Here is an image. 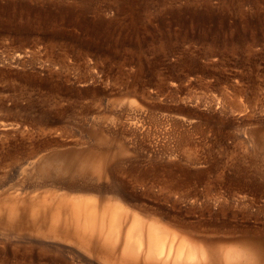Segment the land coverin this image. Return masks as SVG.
<instances>
[{
  "label": "rangeland",
  "instance_id": "374dc122",
  "mask_svg": "<svg viewBox=\"0 0 264 264\" xmlns=\"http://www.w3.org/2000/svg\"><path fill=\"white\" fill-rule=\"evenodd\" d=\"M13 196L264 264V0H0V264H120L121 245L7 227Z\"/></svg>",
  "mask_w": 264,
  "mask_h": 264
},
{
  "label": "bare ground",
  "instance_id": "6f19581e",
  "mask_svg": "<svg viewBox=\"0 0 264 264\" xmlns=\"http://www.w3.org/2000/svg\"><path fill=\"white\" fill-rule=\"evenodd\" d=\"M13 6H14V4L10 2L9 8H11V9H7L5 11L11 12L12 10H14V9H12ZM13 12H14V14H16L15 11H13ZM37 152H38V150L35 153L37 154ZM32 156H33V154H32ZM59 156H60L59 153H57V154L52 153L48 157L42 158L39 162L38 168L42 169L44 167H48L49 163L54 161L55 158H57ZM5 157H11V155H8ZM34 158H36V157H34ZM31 159H33V158H30V160ZM68 161H69V159H68ZM83 162L84 161L79 160V163L77 164V169L80 172H86V169L83 166ZM66 166H69V165H66ZM94 168H97V167H94ZM54 169L52 170V172H54ZM87 171H88V169H87ZM90 174H91V172H90ZM85 175H88V174H85ZM98 175H100V172H98ZM64 177L65 176H63V178ZM53 182L54 181H52L51 183L53 184ZM59 182H60V179H59ZM84 183H85V181H84ZM139 183H140V181H139ZM35 184H36V182H35ZM43 184L45 185V183H43ZM61 184H63V183H61ZM78 184H77V186L71 185V184L68 186H65V184H64V187L62 186V188L67 187V188H65V190L69 189V190H71V192H75V194H76V192L77 193L80 192L81 194H83L82 192H84V191L85 192L90 191L92 193L96 192L97 194L98 193L99 194L100 193H106L107 194V193L113 192V187L100 188V187H93V184H92V186H90V185H85V186L79 185L78 186ZM88 184H89V182H88ZM46 185H47V183H46ZM59 185H57V186H59ZM106 185L108 186V183ZM40 186H41V184L38 185V188ZM55 186L56 185H54L53 187H55ZM113 186H114V184H113ZM33 187H35V186H33ZM56 187H55V189H56ZM27 189H28V187H27ZM35 189L36 188H32L31 190H35ZM51 189H52V187H51ZM68 193H70V192H68ZM120 195H122V194H120ZM11 199H12L11 201L13 203L12 206L5 208L3 210V211H6V213H7V216H6L7 217L6 218L7 227L12 228V229H17L20 231L32 232L35 235H38L41 237L53 235V237H56L57 240L59 239V240L64 241V242H71V243H74V242L79 243V241L83 237H86V235H87V237H91V239H93V237H95L96 241L99 243L100 247L104 246L102 248V250L105 251V254L108 253V255L115 254L114 253L115 250L117 248H120V245H121L122 246L121 259L117 260V263H120V264H194L197 261L199 263L200 262L199 259L204 257V253L202 252V250H196L193 245H190L192 243H186L185 240H182L179 238L177 239V236L174 233L169 232L168 229H165L163 227H159L157 224L148 223V227H147V230L145 231V236H144L143 235V233H144L143 228H146V226L144 227L142 225V221H141L142 219H139V217L136 214L128 215L126 212L123 213L122 211L117 209L116 206H114L112 209H110V210H113V212L108 214V215L106 214L107 213L106 212L105 213L106 215H101V216L96 217L94 212H92V218H90V211L91 210H89L88 208L86 209V207L84 205H75L74 203H71V204L63 206L59 202H54V203H52V205H49L46 207L43 205L42 201L38 202V200H35L34 198H30V200H26V199L20 200L19 199L20 201H18V200H16V196H13ZM108 201H110V200L109 199L104 200V203L108 204ZM35 204L38 206H44L42 208L41 212L32 210V208ZM109 205H111V203ZM119 212H121L122 214ZM93 214H94V216H93ZM114 217L119 218L118 221H121V225H116L117 219H113ZM122 223H123V225H122ZM142 236L145 237L146 242L143 241ZM22 245L25 246L24 244H22ZM62 245H63V243H62ZM38 246H39L38 248H40L39 250L42 252L41 246L40 245H38ZM64 246H66V245H64ZM56 248H58V247H55L54 251ZM72 249H74V248H72ZM43 250L45 252L48 250V248L47 249L43 248ZM225 250L226 251H224L222 253V256H221L222 264H249L250 257L242 255L240 252L230 251L227 249H225ZM63 251L65 252V250H63ZM38 253L40 254V252H38ZM58 253H60L59 250H58ZM66 253H68V252L66 251ZM71 253H72V250H71L70 254ZM49 254H50V252H49ZM60 254L57 256H60ZM77 255H80V254H77ZM67 256H68V254H67ZM73 257H75V256H73ZM62 258H63V256H62ZM76 258H78V256L75 257L74 259L76 260ZM81 258H82V256H81ZM85 260L86 259H84V261ZM79 262H81V261H79ZM112 262H114V261H112ZM85 264H87V263H85ZM88 264H90V263H88ZM210 264H212V263H210Z\"/></svg>",
  "mask_w": 264,
  "mask_h": 264
}]
</instances>
